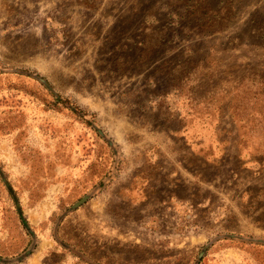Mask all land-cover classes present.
I'll return each mask as SVG.
<instances>
[{"label":"rangeland","instance_id":"1","mask_svg":"<svg viewBox=\"0 0 264 264\" xmlns=\"http://www.w3.org/2000/svg\"><path fill=\"white\" fill-rule=\"evenodd\" d=\"M0 264H264V0H0Z\"/></svg>","mask_w":264,"mask_h":264}]
</instances>
